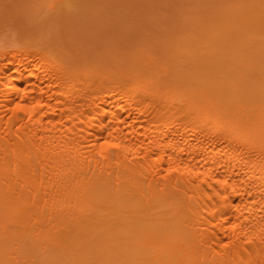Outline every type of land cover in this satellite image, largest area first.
<instances>
[{"label": "bare ground", "instance_id": "6f19581e", "mask_svg": "<svg viewBox=\"0 0 264 264\" xmlns=\"http://www.w3.org/2000/svg\"><path fill=\"white\" fill-rule=\"evenodd\" d=\"M181 1L0 47V264H264V0Z\"/></svg>", "mask_w": 264, "mask_h": 264}, {"label": "rangeland", "instance_id": "374dc122", "mask_svg": "<svg viewBox=\"0 0 264 264\" xmlns=\"http://www.w3.org/2000/svg\"><path fill=\"white\" fill-rule=\"evenodd\" d=\"M51 1L0 0V47L12 43L20 34H33L38 38L42 34L62 32L64 34L67 31L72 32L80 44L95 40L99 51L107 45L100 46L97 41L107 35H114L120 42L129 38L131 42L129 40L127 42L131 46L137 37L148 34L149 37L162 35L160 30L155 28L152 30L157 20H168L169 17H173L171 19L175 21L173 25H177L175 18L180 14L177 8L183 2L181 0H65L64 8L50 15L46 5ZM161 15L166 17L162 16L158 19L157 17ZM48 16L54 18L49 20ZM139 24L146 29L143 34L137 32ZM115 32L117 33L114 34ZM84 33L89 36L81 38ZM146 37H142L144 42L148 39V36Z\"/></svg>", "mask_w": 264, "mask_h": 264}]
</instances>
